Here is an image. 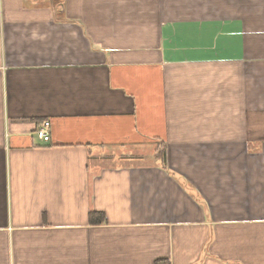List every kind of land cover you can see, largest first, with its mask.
<instances>
[{"label": "crops", "instance_id": "crops-1", "mask_svg": "<svg viewBox=\"0 0 264 264\" xmlns=\"http://www.w3.org/2000/svg\"><path fill=\"white\" fill-rule=\"evenodd\" d=\"M0 264H264V0H0Z\"/></svg>", "mask_w": 264, "mask_h": 264}, {"label": "built area", "instance_id": "built-area-1", "mask_svg": "<svg viewBox=\"0 0 264 264\" xmlns=\"http://www.w3.org/2000/svg\"><path fill=\"white\" fill-rule=\"evenodd\" d=\"M48 125L49 122L48 121H44L40 127L37 128L36 132V136L41 139L42 141H48L49 140V134H48Z\"/></svg>", "mask_w": 264, "mask_h": 264}, {"label": "trees", "instance_id": "trees-1", "mask_svg": "<svg viewBox=\"0 0 264 264\" xmlns=\"http://www.w3.org/2000/svg\"><path fill=\"white\" fill-rule=\"evenodd\" d=\"M160 156H161V159H164V155L163 154H161Z\"/></svg>", "mask_w": 264, "mask_h": 264}]
</instances>
